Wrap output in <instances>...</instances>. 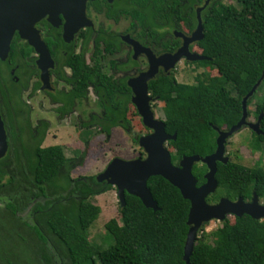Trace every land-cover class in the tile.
<instances>
[{
    "label": "trees",
    "instance_id": "obj_1",
    "mask_svg": "<svg viewBox=\"0 0 264 264\" xmlns=\"http://www.w3.org/2000/svg\"><path fill=\"white\" fill-rule=\"evenodd\" d=\"M206 1L135 0L140 4L133 7L139 35L149 46L164 41L162 52L174 51L162 30L175 25L174 16L179 17V22L186 20L195 30L196 10ZM236 1L252 10L250 17L234 12L222 0H211L200 13L204 37L198 42V54L208 60L192 65L197 70L214 69L218 77L198 72L194 84H181L176 80L175 68L149 82L150 96L165 104L166 133L177 135L167 148L173 164L183 157L214 154L218 137L214 127L229 131L240 122L244 99L264 76V0ZM17 40L15 36L5 63L25 65L26 54L16 46ZM84 40L86 47L91 42L90 34ZM98 41L112 52L117 49L103 36ZM65 60L71 76L66 78L63 73L58 79H65L72 89L51 94L53 102L63 104L56 110L59 117L65 119L77 101L87 99L92 88L99 112L81 124L84 132L89 135L95 131L106 140L116 128L129 133L132 126L128 115L134 95L127 79L105 72L101 51L95 52L90 62L86 49L78 54L71 51ZM3 65L0 60L2 78ZM110 67L116 66L112 63ZM3 80L7 87L0 80V89L6 109L0 107V114L9 148L0 160V264H23L24 258L29 264H186L183 258L191 204L162 177L148 181L158 211L146 208L139 198L126 193L125 207L120 203L119 219L105 225L106 246L89 240L87 231L99 221L102 212L93 200L115 188L107 182L99 183L98 176L73 178L72 172L85 164L87 152L68 158L63 146L43 147L49 123L41 121L34 129L30 109L13 110L5 92L10 89L9 82L5 77ZM262 88L264 80L248 101V112L250 116L249 108L255 104L256 118L263 115L262 135H254L250 150L264 154V93L253 103ZM206 172L205 165L195 166L198 186L205 184ZM216 179L218 190L208 198L209 204L222 198L249 201L254 193L264 202V168L260 163L252 168L231 160L226 165L218 164ZM26 213L27 220L21 217ZM221 223L211 233L205 231L208 224L202 226L191 264H264V220L245 215L228 217Z\"/></svg>",
    "mask_w": 264,
    "mask_h": 264
},
{
    "label": "water",
    "instance_id": "obj_2",
    "mask_svg": "<svg viewBox=\"0 0 264 264\" xmlns=\"http://www.w3.org/2000/svg\"><path fill=\"white\" fill-rule=\"evenodd\" d=\"M86 2L87 0H0V60L5 62L9 58L12 41L18 33L22 40L27 41L39 53L38 62L42 70L44 88H49L48 68L54 67L53 61L35 26L41 20L48 18L51 25L59 27L64 19V38L70 42L80 29L92 25L86 18ZM203 37V24L199 15L197 31L191 38H185L184 46L174 55L167 54L156 58L149 49L135 45L136 53L145 52L151 64L149 71L138 77V79L143 78L144 81L143 84L138 85V89L134 87L138 79H131L129 82L134 95L132 104L142 116L144 125L153 131L150 136L139 140L140 147L145 150L147 157L144 160L134 161L114 159L106 171L97 178L99 183L107 182L108 185L117 188L119 201L123 207H125L126 193H128L139 198L146 208L159 210L148 188V181L152 177H162L179 189L183 198L191 204L187 221L189 232L183 258L186 264H191L190 259L198 241V233L204 224L212 221L224 222L228 217L241 218L245 215L257 221L264 220V204L261 203L257 193H254L250 202L242 198L236 202L222 198L219 203L212 205L207 201L218 190L216 179L218 164L226 165L230 161L227 156L228 140L246 126L250 127L256 135H262L263 115L259 117L256 124H250L248 122V101L260 87L264 76L244 99L243 116L240 122L229 131L214 127L218 133L217 150L205 158L201 156L183 157L178 165L173 164L167 144L175 141L177 136L168 135L165 123L156 120L152 111L151 104L157 100L149 94V82L156 78L160 67H163L166 72H171L182 59H187L190 63L208 60L204 56L189 51V44L201 41ZM166 59L170 61L167 66L164 64ZM46 61L52 66H42ZM8 148L5 124L0 114V160L6 156ZM197 164H203L208 169L204 176L206 182L200 187L193 173L194 166Z\"/></svg>",
    "mask_w": 264,
    "mask_h": 264
},
{
    "label": "flooded vegetation",
    "instance_id": "obj_3",
    "mask_svg": "<svg viewBox=\"0 0 264 264\" xmlns=\"http://www.w3.org/2000/svg\"><path fill=\"white\" fill-rule=\"evenodd\" d=\"M210 1L211 0H207L206 3L203 6H201V8H197L196 12L198 13V16L204 10V8L210 4ZM184 3H188V1ZM139 6L140 4L136 3L135 0H87L86 18L92 25L80 29L74 35L73 39L70 42H67L64 38V24H65L64 19H62V25H60L59 27H54L53 25H51L48 22V18L41 20L35 26V28L39 32V36L41 40L47 46L51 55V59L53 61L52 64L54 66L48 68L49 77H50L49 88H44L45 85L42 80V70L40 69V65L38 62L40 58L39 53L36 51V49L33 46H31L27 41L22 40L18 35V33H16L15 36L19 37V40L16 41L17 42L16 46L18 47L19 50H24L25 53L23 52L22 54H28L29 56H26L24 58L26 61L25 65L21 63H17L16 65H10L11 63L9 64L5 63L8 61L7 59L4 62V65L2 66L3 67L2 70L4 73L3 78L5 77L8 80L10 87V89L5 90V92L7 93V97L11 98L9 101L12 100L10 104L12 107H14L13 110L17 108L27 111V109H30V106L27 103V101H30L28 99L30 98L32 99L36 97L38 94L44 93V95L49 99L50 103L55 107L54 112H56V114L60 116L56 110L62 107L63 104H59V102L57 103L53 102V98L51 94L57 92H68L70 89H72V87L68 85L65 79H61V78L58 79L59 76L63 73L66 75V78L71 76L72 71L70 67H68L69 65H67L65 60V58L69 55L71 51L76 52V54H78L79 52H82L83 50L86 49L87 60L89 62H90V57L94 55L95 52L101 51L102 54L105 56V61H104L105 72L108 69L111 72L109 75H114L117 78L127 79V84L129 86V82L131 79H138V77L141 74H143V72H140L142 63L139 60L141 58L145 60L147 66H149V69L151 66L150 60L145 52L140 51L139 53H136V46H135L136 44H138L142 48L149 49L152 52V54L155 55L156 58H160L167 54H171V55L176 54L184 46L185 38H191L194 35V33L197 31V27L195 28V30H192L191 26L188 24L186 20L179 22L178 21L179 17L174 16L173 21L175 22V25H173L172 28H167V30H162L164 32L166 31L165 40L167 43L170 42L172 43L171 45L174 51L162 52L163 50L161 48V44L164 41H161L159 43L158 41H156L154 44H150L153 46H149L147 41L143 39L141 35H139L140 28L137 25V21L134 20L135 12L133 11V7H139ZM106 23H108V26H106ZM118 25L123 28L125 26L126 28L123 31L114 30V26H118ZM89 34H90L91 42L89 43L87 42L88 45L85 47L84 38L85 35L89 37ZM100 36H103L109 41V43H112L113 45L111 46H116L117 47L116 51L112 52L108 50L106 45L103 43V41L99 42L98 38ZM198 42L200 41H194L189 44V51L191 53L198 54L197 51V49H199ZM98 43H100V45ZM168 61L169 60L167 59L164 61L165 62L164 64L166 66L167 64H170V61L169 62ZM181 62L185 66H193L192 63L187 61V59H182ZM112 63H114V66H116L115 68L110 67L112 66ZM8 66H11L12 68L9 67L11 69H8ZM42 66H52V65H50V63L46 61ZM152 66H154V64ZM134 72H136L137 74L132 75ZM161 73H165L167 75L170 74V72H166L163 67H160L158 75H160ZM9 77H11V80L9 79ZM3 78L0 76V80L4 84L5 80H3ZM143 82H144L143 78L141 79L139 78L137 82L134 84V87L138 89L139 87L138 85L143 84ZM37 84H40L38 88L36 87ZM4 87H7V85L4 84ZM1 91L2 90L0 89V107L6 109L5 107L6 101H4L5 99L2 96ZM91 93L95 97L96 105H97V97L94 94V90L91 88L88 91L87 99L82 101H77L75 107L73 108V111L68 116H66V118L76 112L77 106L79 104H82V102L84 101L88 102ZM17 103L18 104L20 103L18 107H17L18 105ZM98 112H99V108H98ZM97 113L93 112L91 113V115ZM59 119L62 120L61 117H59ZM258 120L259 119L256 118V122H249V121L248 122L254 125L258 122ZM40 122L33 128L36 129L40 125ZM244 130H247L253 136L256 135V133L248 126L244 127L240 132H243ZM150 132L151 133L145 134L143 137H147L153 134L151 130ZM140 138H142V136ZM140 138L137 139L138 145ZM167 146L169 147V142ZM197 165L202 166L203 164H197ZM251 200L246 202H250Z\"/></svg>",
    "mask_w": 264,
    "mask_h": 264
},
{
    "label": "rangeland",
    "instance_id": "obj_4",
    "mask_svg": "<svg viewBox=\"0 0 264 264\" xmlns=\"http://www.w3.org/2000/svg\"><path fill=\"white\" fill-rule=\"evenodd\" d=\"M222 2L241 16L250 17L252 14V10L249 7L239 4L236 0H222ZM106 26H108V23H106ZM125 28V26L124 28L119 25L114 26V30L116 31H123ZM26 56L29 55L26 54ZM139 61L142 63L140 72H148L149 66H147L145 60L141 58ZM181 61L176 66V80L181 84H194L198 72H204L211 77L219 76V73L214 69L204 68L197 70L195 66H185ZM106 73L110 74L111 72L107 69ZM136 74L134 72L132 75ZM263 93L264 88L259 91L253 103H257ZM28 100H30L27 103L31 109L30 123L32 127H35L40 121L49 123L47 138L43 147L63 146L68 158L78 157L83 152H87L85 164L72 172V177L75 179L84 176H100L106 171L114 159L134 161L137 159L144 160L147 157L145 150L140 147V144H136L135 141L151 132L144 125L142 116L133 104L130 106L128 115L132 126L129 133H126L120 128H116L113 130L110 139L106 140L103 134L91 131L92 133L88 135L81 128L82 123L88 122L91 113L98 112L96 99L92 93L90 94L88 102L84 101L82 104H79L76 112L64 120L59 119V116L54 112L55 107L50 103L44 93L38 94L36 97ZM164 106L165 104L159 101L151 104L155 119L158 121L165 120L163 113ZM249 110L250 116L248 121L256 122V105L253 104ZM254 137L247 130L231 137L227 143V156L230 160L248 168H252L257 163H260L264 168V154L262 152L253 153L250 150L251 144L254 142ZM93 202L101 208L102 212L99 221L87 231V235L92 243L98 246H106L105 225L112 219H119L120 216V201L117 188L109 193L96 197ZM261 203L263 204L264 202L261 201ZM1 206L4 207L2 204ZM28 214H22L21 217L27 220ZM220 226H222L221 222L212 221L206 225L205 231L211 233ZM25 259L27 258L22 259L21 262L23 264H29V261Z\"/></svg>",
    "mask_w": 264,
    "mask_h": 264
},
{
    "label": "bare ground",
    "instance_id": "obj_5",
    "mask_svg": "<svg viewBox=\"0 0 264 264\" xmlns=\"http://www.w3.org/2000/svg\"><path fill=\"white\" fill-rule=\"evenodd\" d=\"M169 62V61H168Z\"/></svg>",
    "mask_w": 264,
    "mask_h": 264
}]
</instances>
